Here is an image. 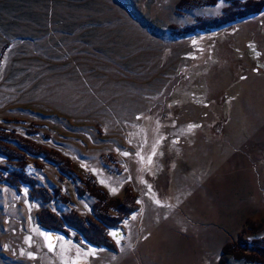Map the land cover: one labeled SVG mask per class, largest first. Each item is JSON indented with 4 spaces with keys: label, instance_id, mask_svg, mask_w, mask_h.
<instances>
[{
    "label": "rangeland",
    "instance_id": "374dc122",
    "mask_svg": "<svg viewBox=\"0 0 264 264\" xmlns=\"http://www.w3.org/2000/svg\"><path fill=\"white\" fill-rule=\"evenodd\" d=\"M243 2L0 0V138L66 171L25 155L49 202L0 183V264H169L168 238L177 264H264V10L182 32ZM42 210L123 217V239L92 257L67 228L49 250Z\"/></svg>",
    "mask_w": 264,
    "mask_h": 264
},
{
    "label": "trees",
    "instance_id": "16d2710c",
    "mask_svg": "<svg viewBox=\"0 0 264 264\" xmlns=\"http://www.w3.org/2000/svg\"><path fill=\"white\" fill-rule=\"evenodd\" d=\"M264 10V0H247V2H243L242 5L237 4V7L235 10L228 9L225 14H222L220 18H216L213 20H200L196 25L188 26L187 28L183 29V33H189L193 31H204V29H214L218 27H222L228 24H231L237 20L246 18L248 16L257 15L261 11ZM3 141V142H2ZM7 144L8 146H4V144ZM4 146V147H2ZM12 147L17 149L20 153H22V157L17 155L13 157V153L10 152ZM5 148V149H4ZM27 153V154H25ZM43 153L38 152L36 154H32L28 149L19 147L18 143L7 141V139L0 138V157L3 158L5 161H13L16 163H19V167L17 168V171H12L8 175H4L3 171L5 169L0 168V183H6L9 186L12 187H20L25 186L30 188V197L32 199H41L43 202H49L52 199H54L56 195V191H47L45 189H40L35 187V181L27 176L25 174L26 169V163L23 161L25 155L33 156L34 158L41 159L42 161H46L50 164L58 166L59 162H56L52 158H48L46 155L43 157L41 156ZM59 167V166H58ZM59 171L62 174H65L66 171H64L63 168L59 167ZM89 185V184H88ZM90 189V188H88ZM94 197H97V202H99V205L105 203L104 201H107L106 194L104 192H99L96 189H90L89 192ZM102 201V202H101ZM108 205V202L105 203ZM116 211H119L118 213L122 214L124 212V217L128 215H131L133 212L136 211V208H128L127 206H121L114 208ZM106 209L105 211H107ZM40 213L37 216L38 225L49 231H58L65 235H68V230L72 229L77 233V235L80 237H83L84 240H86L91 245H94L95 247L104 248L108 250H113L112 243L109 241V233L112 230H115L118 223H120L123 220L122 218H113V217H105L104 215H98L97 214V220L99 221V225H94V223H91L88 219L79 218L76 214H65V215H56L55 213H51L48 210H42L39 211ZM94 213V210H93ZM78 236L76 238L78 239ZM110 243V244H109ZM260 253L263 252V250H258ZM261 255V254H260ZM247 260L251 262H261L264 263V258H256L254 256H247Z\"/></svg>",
    "mask_w": 264,
    "mask_h": 264
},
{
    "label": "snow or ice",
    "instance_id": "6c2138e0",
    "mask_svg": "<svg viewBox=\"0 0 264 264\" xmlns=\"http://www.w3.org/2000/svg\"><path fill=\"white\" fill-rule=\"evenodd\" d=\"M225 2H226V0H220V3H221V4H223V3H225ZM241 79H245V77H241ZM195 127H197V125H192V124H190V125L188 126V131H191V130H192L193 128H195ZM157 143H159V141H157ZM155 154H156V149H155V147H153V149H152V155H155ZM122 155H124V156H129L130 154H129L128 152H122ZM136 155H137V156H140V153L138 152V153H136ZM140 159H141V160H144V157H143V156H140ZM147 163H148V164H151V163H152L151 156L148 157ZM93 171H95V170H93ZM101 183H104V181H101ZM148 187H149V191H150V190H151V186L149 185ZM110 191L114 194V193H116L117 189L113 187V188L110 189ZM153 199H154V197H153ZM154 202H155L156 204H158V205L160 204V201H159V200H154ZM137 203H141V201L138 200ZM135 218H136L135 216L132 217V219H135ZM109 234H110L111 236H113L114 239H116L117 244H120L121 240L123 239L122 236H118V233L115 232V231H112V232H110ZM41 235H44V234L41 233ZM29 239H31V238H29ZM45 239L50 240V239H52V237L45 236ZM69 243H70V242H69ZM48 247H49V250H52V249H53V245H51V244H49ZM91 251H92L93 253L95 252L94 249L91 250ZM87 254H88V253H84L85 256H87ZM28 255H29L30 258L32 257V253H28ZM79 256H80V252H79V250H77V252H76V259H79ZM76 259L71 260V261L69 262V264H76Z\"/></svg>",
    "mask_w": 264,
    "mask_h": 264
},
{
    "label": "crops",
    "instance_id": "0c3cea01",
    "mask_svg": "<svg viewBox=\"0 0 264 264\" xmlns=\"http://www.w3.org/2000/svg\"><path fill=\"white\" fill-rule=\"evenodd\" d=\"M50 233H52V232H50ZM53 235L55 234V235H57L56 233H52ZM55 235H54V241H53V243H54V246H55V242H56V238H55ZM62 238L63 239H65L66 237L64 236V235H62ZM176 238H168L164 243H166V249H167V258H168V260H169V264L171 263V264H177L179 261H180V256H178L179 254H180V247H183V243L182 242H177L176 240H175ZM82 240V239H81ZM173 241H175V243L176 244H178V243H180V244H178L180 247H179V249L177 250L175 247H173L172 246V244H171V242H173ZM82 242L84 243V241L82 240ZM53 246V247H54ZM87 246H89V248H92V249H95L96 250V254H91L92 255V257L93 256H96L97 255V252L98 251H101V249L102 248H97V247H94V245L93 246H91V245H87ZM87 264V263H86Z\"/></svg>",
    "mask_w": 264,
    "mask_h": 264
},
{
    "label": "bare ground",
    "instance_id": "6f19581e",
    "mask_svg": "<svg viewBox=\"0 0 264 264\" xmlns=\"http://www.w3.org/2000/svg\"><path fill=\"white\" fill-rule=\"evenodd\" d=\"M41 233H43L44 235H41ZM40 235L42 236L41 238H43V240H45V243H46L47 247H48L49 244H51V245L54 246V243H53V241H54V238H53L54 235H53L52 233H50L49 231H47V230H45V229H41V230H40ZM45 236L52 237V239L47 240V239H45ZM48 248H49V247H48Z\"/></svg>",
    "mask_w": 264,
    "mask_h": 264
},
{
    "label": "water",
    "instance_id": "95a60500",
    "mask_svg": "<svg viewBox=\"0 0 264 264\" xmlns=\"http://www.w3.org/2000/svg\"><path fill=\"white\" fill-rule=\"evenodd\" d=\"M198 49H200V48H198ZM190 58H193V57L191 56V54H190ZM47 231H49V230H47ZM112 231L117 232V233H118V236H122V235L120 234V231H119V230H116V229H115V230H112ZM112 231H111V232H112ZM49 232H50V231H49ZM109 235H110V234H109ZM110 238L112 239L111 241L116 242V239H114L113 236L110 235ZM82 240H83L84 242L86 241V240H84V239H82ZM85 243L91 245V244L88 243L87 241H86ZM91 246H93V245H91Z\"/></svg>",
    "mask_w": 264,
    "mask_h": 264
}]
</instances>
